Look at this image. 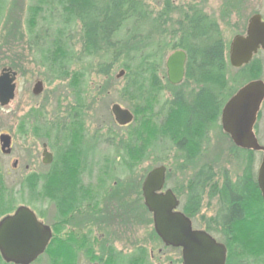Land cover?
I'll list each match as a JSON object with an SVG mask.
<instances>
[{
    "label": "rangeland",
    "instance_id": "obj_1",
    "mask_svg": "<svg viewBox=\"0 0 264 264\" xmlns=\"http://www.w3.org/2000/svg\"><path fill=\"white\" fill-rule=\"evenodd\" d=\"M37 3L40 4L34 14H30V5ZM142 3L150 12V20L159 22L163 16L161 12L166 11L162 25H150V20L144 23L145 26L128 22L122 29L121 44L102 45L94 51L87 46L80 20L67 3L5 0L6 8L0 17V70L11 67L17 72L15 96L7 105L0 106V134L11 136V152L4 154L0 150L2 189L11 186L18 189L22 182L33 186L37 181L28 174L48 169L41 164L42 143L57 153L60 145L66 147L64 132L70 136L80 125L79 135L71 136L72 144L87 139L102 155H107L105 159L115 163L135 161L131 173L104 181L103 196L94 207L90 200L69 213L62 209V217L52 222V205L37 203L38 211L44 215L42 219L51 226L52 242L66 247L68 261L72 264H93L96 260L101 264H113V259L108 257L111 248L121 254L143 249L147 254L145 259L152 264H181L180 250L162 243L154 232L151 215L143 205L140 186L146 174L159 165L166 167V185L183 203L198 171L210 168L212 177L209 180L202 177L201 206L192 219L196 227H212V222L219 219L224 176L228 175L232 181L241 177L244 161H248L246 156L251 157L256 172L261 158L258 152L239 151L222 130L220 118L210 123V129L204 133L197 131L194 140H187L186 151L180 150L177 145L181 139L178 134L180 122L174 117L179 112L171 104L173 96L166 87L165 62L173 52L169 51L168 44L180 39L182 19L193 9L215 20L221 37L229 44L234 35L245 32L252 15L258 13L264 20V0H142ZM141 54L157 62L152 67L157 77L154 84L147 74L143 83L137 80L136 72L142 68L139 64ZM255 58L261 67L260 79L264 81V51H259ZM121 70L123 74L118 76ZM238 75V69L230 65L228 80L231 88H237L242 79H248L246 75L243 78ZM37 80L42 81L43 89L34 95L32 87ZM183 82L179 91L186 94L195 88L190 81ZM113 103L136 112L130 126L117 127L110 110ZM142 119L145 120L143 125ZM39 123L49 129L48 135L39 133L36 127ZM254 132L259 143L264 145V101ZM138 149L142 154L139 157ZM94 153L98 154L97 149ZM65 156L58 159L64 160ZM15 161L17 165L13 167ZM57 184L55 179L48 180L45 193L53 197L51 191ZM122 185L123 192L119 187ZM28 191L25 190L26 194ZM64 192L60 195H65ZM2 199L7 207L8 197ZM23 201L18 196L15 207ZM256 201L258 199L253 197L247 202L246 218L251 221H245L243 225L257 227L254 228L261 236L247 234L243 226L235 230L233 227L231 246L245 248L256 257L246 264H264V213L258 210ZM129 204L136 210L130 215L126 213L129 217L133 215L131 223L127 216L124 220L115 211L109 214L111 207L128 209ZM102 212L103 217L99 216ZM86 228L93 236L87 246L82 247ZM32 264H49L48 256L42 255Z\"/></svg>",
    "mask_w": 264,
    "mask_h": 264
},
{
    "label": "trees",
    "instance_id": "obj_2",
    "mask_svg": "<svg viewBox=\"0 0 264 264\" xmlns=\"http://www.w3.org/2000/svg\"><path fill=\"white\" fill-rule=\"evenodd\" d=\"M58 2L67 3L69 9L73 11L74 16L80 20L84 31L85 42L93 51L100 49L102 45L116 44L117 46V43L121 44V35H123L122 29L128 22L132 23L133 21L143 26L144 23L147 24L150 20V12L145 9L142 0H58ZM39 4L40 3H37V5H30L29 13L34 14ZM5 8V0H0V17L3 15ZM161 13L163 16L159 19V22L151 19L150 25H162L166 11ZM31 18H33V16ZM34 18L36 21L35 16ZM182 21V35L178 41L168 44V49L169 51L170 49L173 51L177 49L185 51L186 63L184 80L185 82L190 81L193 83L195 88L185 94L179 91L184 82L174 86L168 83L167 80L166 87L173 96L171 104L175 105L179 112V114L174 116L178 117L177 120L180 122L178 134L181 139L177 145L180 150H185L187 140H194L197 131L200 130L204 133L210 128V123L219 120L224 103L240 86L250 80L260 79L261 67L254 56L247 65L238 68V77L243 78V76L246 75L248 79H242L241 84L237 88H231L228 80V69L230 66L228 60L229 44L221 37L217 22L208 18L206 14L197 9H193L191 13L184 16ZM139 59V64L142 65V68L136 72L138 82L143 83L147 78V76H145L147 74L151 76L153 81L152 84H154L157 81V77H155L156 70L152 67L157 65V62H155L156 60L147 59L142 54ZM127 73H129V71ZM135 116H137L136 112ZM144 123L145 120L142 119L141 125ZM36 127H38L39 133L48 135L49 129L41 123L37 124ZM80 131L81 125L78 131L73 129L70 136L66 135L64 132V138L67 139V143H65L66 147L69 143H71L72 147H95L90 144L87 139L77 141L75 145L72 144V134L79 135ZM48 137L52 138V136ZM127 144L129 145V141ZM60 147L61 155L60 157L57 155L55 159L61 158L65 154L66 147H62L61 145ZM140 151L141 150L138 149L137 157L142 155L139 153ZM243 152L248 153L252 151L244 150L242 153ZM105 157H107V155H105ZM184 157L185 159L187 158V156ZM245 159L248 160V163L244 177L236 183H231L226 175L223 182L222 191L225 192L224 197L227 200L228 210L231 214L236 216L233 217L232 223L242 220L243 209L247 210V202L253 199V197H256L255 190L257 185L255 173L251 170L253 161H251V157L246 156ZM46 181V177L41 179L44 185ZM67 182V177L65 175H60L58 187L66 191L68 186ZM26 183L23 184V188L15 189V186H11L2 189L4 186L0 174V217L14 210L18 196H21L25 203H32L31 196L26 197L24 195V190L30 187V193L36 192V187L34 186L36 183L33 186L30 183L28 184V182ZM3 191H5V193ZM39 195L43 200L49 198V194L45 193L44 188H41ZM4 196L8 197L7 207H5V202L2 199ZM259 198L261 200L260 196ZM199 203V196L195 192L190 191L184 206L189 213L197 210ZM254 227L247 228L246 233H256V235L260 237L261 232L255 229L257 227ZM228 247L229 253L226 264H246L248 260L253 262L254 259H256V257L245 250V248H243V250L241 248L235 249L231 246V243L228 244ZM255 247L257 248V246ZM234 250H236L235 254H233ZM66 252V247L63 245L58 246L54 241L52 242V240H50L42 255L48 256L49 264H72L68 261ZM146 255L143 249H137L131 256H123L112 248L108 251V257L110 256V258L113 259V264H152L145 259ZM41 256H39L37 260ZM0 264L10 263L4 262L0 256ZM175 264L180 263L176 262Z\"/></svg>",
    "mask_w": 264,
    "mask_h": 264
},
{
    "label": "water",
    "instance_id": "obj_3",
    "mask_svg": "<svg viewBox=\"0 0 264 264\" xmlns=\"http://www.w3.org/2000/svg\"><path fill=\"white\" fill-rule=\"evenodd\" d=\"M261 49L264 51V20L261 15H252L243 34L232 37L228 46L229 64L240 68L248 64ZM186 53L177 49L168 55L165 67L170 84H180L185 76ZM121 70L118 76L122 75ZM17 72L11 67L0 70V106L7 105L15 96ZM43 89L37 80L32 93L39 94ZM264 100V81L254 79L239 87L224 103L220 123L222 130L236 147L262 152L257 172V183L264 200V145L260 144L254 125ZM115 122L125 126L133 121V113L118 103L110 107ZM42 161L49 163L52 154L43 144ZM0 150L11 152V136L0 134ZM16 161L12 164L16 167ZM165 167L151 169L142 183L143 202L152 214L153 229L167 246L181 248L182 264H225L226 248L207 232L192 229L191 220L182 212L176 211L178 199L171 190L159 193L165 181ZM52 237L50 227L42 223L34 211L26 205H18L11 213L0 218V256L10 264H31L41 256Z\"/></svg>",
    "mask_w": 264,
    "mask_h": 264
},
{
    "label": "flooded vegetation",
    "instance_id": "obj_4",
    "mask_svg": "<svg viewBox=\"0 0 264 264\" xmlns=\"http://www.w3.org/2000/svg\"><path fill=\"white\" fill-rule=\"evenodd\" d=\"M259 51H263V50L259 49L258 52ZM165 80H167L166 73H165ZM171 85H173V84H171ZM174 86H177V85H174ZM132 113L134 116L133 117V121H134L135 120V112H132ZM117 126L119 128H125L128 125L120 126L117 124ZM43 144L44 143H42V151L44 148ZM237 148L241 152L245 150V149H242L239 147H237ZM46 149H47V151H49L52 154V160L47 164L43 163L42 154H41V164L48 166V169L46 171H43V172H33V173L28 174V177H33L34 180L37 181L36 184L34 185L36 187V192L30 193V191H28V194H26L27 192H25V190H28L30 187H27V189L24 190V194L26 196L28 195L27 197L31 196L32 203L27 204V203H25V201H23L19 205H26V206L30 207L34 211V213L36 214L37 218L42 223H44L50 227L51 233H52L51 226L49 224L45 223L44 220L42 219V216L44 217V215H42L38 211L39 209L37 208V206H38L37 203L41 204L42 202H44L48 206L50 204L52 205V207L54 208V213L52 215V220H51L52 222H54V221H56L62 217L61 216L62 209H63V211H68V213H69L70 211H74L76 209L82 208L84 206V204L90 200H93V201H91L90 205H92L94 207L95 205H98V201H99V199H101V195L103 196L102 185H104V181L107 179H110L114 176L117 178H120L121 175H123V174L126 175L128 173H131L132 167L135 164V161H133V160H130L127 162L123 161V160L122 161L119 160V161H117V163H115L113 160L105 159V155H102L96 146L95 147H89V148L85 147V149L83 147H76L75 151L73 150V147H66V151H65L66 156H65L64 160H59L58 158L55 159V157H57V155H58V157L61 155V153H60L61 147H59L57 153L50 151L48 149L47 145H46ZM96 149L98 151V154L94 153V151ZM258 153L262 157V152L258 151ZM74 155H75V157H74L75 159H73ZM260 161H261V158H260ZM260 161H259V164H260ZM16 163H17V161H16ZM247 163H248V161L245 160L244 161L245 165H244L243 174L236 181H232L227 175L228 180L231 183H236L244 177V173H245V171H247ZM259 164H258V167L256 169V172L253 171V167L251 170L253 173H255V180H256V185H257V188L255 190V195H256L255 198L258 199V201H256L257 202V208L259 211L264 213V200L262 198V195H261L260 189L258 187V183H257V172H258ZM159 166H163V165H159ZM26 168L28 169V165H26ZM165 169H166V167H165ZM60 175H65L67 177V181H68L67 182V184H68L67 190L65 191V195H63V196L60 195V193H61V191H64V190L60 189V187H58L59 186L58 179H59ZM203 176L207 177L206 178L207 180H209V178L212 177L210 174V168H202L200 171H198V174L194 180V183L190 187L189 191L186 193V195L184 197V201L182 203V202H180V198L177 196L176 192L172 188H169L166 185V179H167V169H166L165 170V181H164L162 188L159 190V193L166 192L167 190H171L175 194L176 198L179 201V204L175 210L184 213L191 220L192 229L202 230V231L207 232L216 240V242L221 243L225 246V248H226L225 264H226V261L228 258V253H229L228 244L232 242V238H233L232 235H233V231L235 230V228H239V227L243 226L247 229V228H252L254 226L246 227L245 225H243V223L245 221H251L249 218H246V210L245 209H243L242 220L232 223L233 217H236V216H234L233 214H231L229 212L228 206H227V200L224 197L225 192L222 191L220 193L221 199H220L219 209H218V214H217V216H218L217 218H219V219H216L212 222L213 223V224H211L212 227H205V226L204 227H201V226L196 227L194 225L192 218H195V216H196L195 214H197V212L201 206V199H202V196L204 193L203 192L204 187L202 184V180H203L202 177ZM225 176H224L223 181L221 183V189L222 190H223V182H224ZM43 177H46L47 181L55 179V181L58 183L57 185H55L53 187V189L51 191V195H53V197L48 196L49 198L47 200H43L41 198V196L39 195L41 188H45L46 183H47V181H46L45 185H44V182H41V179ZM145 177H144V179H145ZM85 179H86V181H85ZM144 179H143V181H144ZM93 181H95L94 185H92ZM143 181H142V183H143ZM142 183L140 186V191H141V198L143 201ZM23 184H24V182L19 184V188H21V187L23 188ZM130 184H129V188H131ZM116 185H118L117 181H116ZM119 187L122 189V192L125 191L123 185L119 186ZM190 191L195 192L199 196L200 203H199L197 210L191 211L190 215H189V213L186 212V208L184 205H185L186 198L189 195ZM133 195H135V194H133ZM259 196L261 197V200H259L260 199ZM260 201H262V202H260ZM87 205H89V203ZM143 205H144V202H143ZM128 206H129L128 209H126L127 207H125V206H120V207L117 206L116 208L111 207L110 208L111 211H109V214L114 213V211H115V213L117 215H120V216L122 215L123 219L126 220V216H127L126 213H128V215H130L136 211L135 208L133 206L131 207L130 204ZM144 207H145L146 211L151 215V220H152L151 212H149L147 210L145 205H144ZM180 207H181V209H180ZM99 216L103 217V212ZM127 217H128V222L131 223L132 219H133V215H131V217H129V216H127ZM94 219H96V218H94ZM152 224H153V222H152ZM233 227H234V230H233ZM213 230H215L216 232L214 233ZM85 233H86L84 235L85 241H84L82 247L87 246V243L92 240V239L90 240V238L93 236L92 232L88 231V228H86ZM52 235H53V233H52ZM168 247H171V246H168ZM177 249H179L180 253H181L182 249L181 248H177ZM133 253L122 254V255L123 256H127V255L131 256V254L133 255ZM99 262H100L99 260H96L93 264H101V262L100 263ZM181 264H182V259H181Z\"/></svg>",
    "mask_w": 264,
    "mask_h": 264
}]
</instances>
